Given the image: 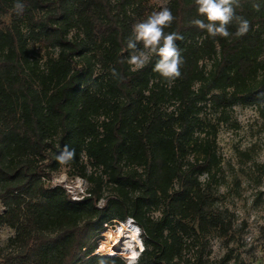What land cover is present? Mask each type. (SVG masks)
I'll return each mask as SVG.
<instances>
[{
    "label": "trees",
    "instance_id": "obj_1",
    "mask_svg": "<svg viewBox=\"0 0 264 264\" xmlns=\"http://www.w3.org/2000/svg\"><path fill=\"white\" fill-rule=\"evenodd\" d=\"M166 1L21 0L17 13V0H0V228L13 230L0 264H126L95 237L128 219L144 247L132 264H205L211 236L232 238L218 134L239 126L238 104L264 129V0H240L250 28L237 37L233 22L228 38L191 23L206 22L195 0ZM165 7V32L184 37L172 83L156 56L127 63L133 25ZM65 146L74 156L61 164ZM63 167L88 181L81 198L51 184ZM232 252L217 264H244Z\"/></svg>",
    "mask_w": 264,
    "mask_h": 264
},
{
    "label": "rangeland",
    "instance_id": "obj_2",
    "mask_svg": "<svg viewBox=\"0 0 264 264\" xmlns=\"http://www.w3.org/2000/svg\"><path fill=\"white\" fill-rule=\"evenodd\" d=\"M156 1L162 5L167 2ZM233 117L239 126L222 125L218 142L224 167L219 203L233 215L234 230L231 232L232 238H209L205 250V264H217L231 249L233 257L238 256L244 264H264V174L260 176L252 164L253 160L264 162L262 118L255 107L241 104L234 107ZM50 182L64 186L74 199L81 198L89 187L85 178L70 175L66 167L56 172ZM103 202L104 200H101L100 204ZM2 210L0 206V211ZM129 220L127 222L131 225L135 224ZM119 224L121 222L109 224L97 234L95 239L99 240L98 253L105 255L106 248L113 245L108 233L117 229ZM129 232L125 231L121 245L114 248L115 253L110 254L124 258L126 264L134 263L143 249L140 233L138 235L141 241L137 242L132 232ZM12 234L11 228H0L2 246L7 245Z\"/></svg>",
    "mask_w": 264,
    "mask_h": 264
},
{
    "label": "clouds",
    "instance_id": "obj_3",
    "mask_svg": "<svg viewBox=\"0 0 264 264\" xmlns=\"http://www.w3.org/2000/svg\"><path fill=\"white\" fill-rule=\"evenodd\" d=\"M195 4L198 14L205 17L206 22L202 19H194L191 23L201 30H206L210 37L228 38L232 35L228 26L233 22L237 24L235 32L237 37L248 33L250 22L236 15V9L240 7V0H195ZM253 7L259 10L258 4H254ZM14 9L17 13L23 12L24 4L21 0H17ZM174 19L171 10L165 7L133 25L132 36L127 41V49L130 50L127 63L132 66L134 71L143 69L149 63L150 56H156L159 59L153 67L154 72L159 73L169 83L180 78L181 67L185 61L176 41H182L184 37L178 32H165V28L170 27ZM138 43H142L143 47L138 48ZM112 75L114 78L123 80V77L114 68ZM73 156L74 151L65 146L57 159L61 164H67L73 159Z\"/></svg>",
    "mask_w": 264,
    "mask_h": 264
},
{
    "label": "bare ground",
    "instance_id": "obj_4",
    "mask_svg": "<svg viewBox=\"0 0 264 264\" xmlns=\"http://www.w3.org/2000/svg\"><path fill=\"white\" fill-rule=\"evenodd\" d=\"M125 231L132 232V234L135 237L137 242L141 241V239L139 238V235H138L139 227L136 225H131L130 222L123 221V222H121V224H119V227L117 229L112 230L108 233L110 239L112 240L111 242L113 243V245L108 246L106 248L105 254L110 255L112 253H115L114 248H117L121 245V240L123 238Z\"/></svg>",
    "mask_w": 264,
    "mask_h": 264
},
{
    "label": "built area",
    "instance_id": "obj_5",
    "mask_svg": "<svg viewBox=\"0 0 264 264\" xmlns=\"http://www.w3.org/2000/svg\"><path fill=\"white\" fill-rule=\"evenodd\" d=\"M131 220H132V219H131ZM134 225H135V224H134ZM139 233H140V230H139ZM139 233H138V234H139ZM142 250H143V249H142Z\"/></svg>",
    "mask_w": 264,
    "mask_h": 264
}]
</instances>
